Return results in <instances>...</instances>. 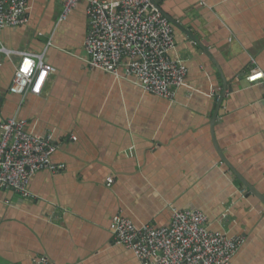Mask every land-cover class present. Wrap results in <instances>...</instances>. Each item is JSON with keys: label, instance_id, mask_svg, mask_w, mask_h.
Wrapping results in <instances>:
<instances>
[{"label": "crops", "instance_id": "obj_1", "mask_svg": "<svg viewBox=\"0 0 264 264\" xmlns=\"http://www.w3.org/2000/svg\"><path fill=\"white\" fill-rule=\"evenodd\" d=\"M65 1L34 0L28 24L0 32V117L27 121L65 165L36 173L31 198L0 189V264H141L114 243V218L167 227L175 210L243 238L233 264H264V204L228 166L264 196V84L248 81L264 73V0H154L188 70L172 101L91 69L88 3L61 22ZM24 53L56 70L40 96L10 92Z\"/></svg>", "mask_w": 264, "mask_h": 264}, {"label": "built area", "instance_id": "obj_2", "mask_svg": "<svg viewBox=\"0 0 264 264\" xmlns=\"http://www.w3.org/2000/svg\"><path fill=\"white\" fill-rule=\"evenodd\" d=\"M33 1L0 0V32L28 24ZM83 1L88 3L84 48L90 68L132 78L146 92L172 101L185 85L188 70L172 57L175 29L156 2L66 0L60 21H66ZM55 72L41 57L24 53L10 92L40 96ZM248 81L264 84V73L251 74ZM55 151L49 138L29 131L27 121L0 117V189L31 198L29 187L36 173L55 174L65 168L53 163ZM207 223V216L200 211L175 210L167 227L137 226L118 215L111 229L114 243L133 252L141 264H233L244 239L212 232Z\"/></svg>", "mask_w": 264, "mask_h": 264}, {"label": "water", "instance_id": "obj_3", "mask_svg": "<svg viewBox=\"0 0 264 264\" xmlns=\"http://www.w3.org/2000/svg\"><path fill=\"white\" fill-rule=\"evenodd\" d=\"M170 21H172V23H174L173 20L170 19ZM184 33L194 43V46H199L201 48V50H202L203 53H208L207 50H206V48L204 47V45L201 44L199 42L198 38L193 35V32L192 31L184 30ZM224 87L227 89V87H228L227 82L226 83L224 82ZM228 88H229V91L231 92L232 91V88L231 87H228ZM225 92H226V90H225ZM224 97H225V93L224 94H220L219 96H217V99H220L221 98V101L217 105V110L215 111V114H214V119H213V122H212V125L213 126L216 124V120H217L218 115H220V108L223 105ZM217 149H218L219 154L221 155L222 160L227 164V161H226L225 157L223 156V154L221 153L220 149L218 147H217ZM228 166L231 169V174H233L235 177H237L242 182V184L244 185V187L249 190L250 194L256 196L264 204V196L260 195L256 191V189L253 186H251L250 184H248L230 165H228Z\"/></svg>", "mask_w": 264, "mask_h": 264}]
</instances>
